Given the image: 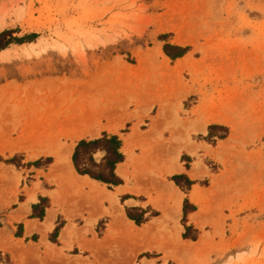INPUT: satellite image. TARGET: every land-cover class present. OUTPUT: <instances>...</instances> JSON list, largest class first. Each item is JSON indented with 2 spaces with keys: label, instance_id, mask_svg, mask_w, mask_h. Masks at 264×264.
<instances>
[{
  "label": "rangeland",
  "instance_id": "374dc122",
  "mask_svg": "<svg viewBox=\"0 0 264 264\" xmlns=\"http://www.w3.org/2000/svg\"><path fill=\"white\" fill-rule=\"evenodd\" d=\"M2 31L0 264L80 258L78 249L47 244L17 249L6 217L41 179L56 188L58 227L65 217L74 232L87 229L83 192L56 166L55 152L96 129L119 133L135 172L153 176L177 163L184 144L213 147L196 156L211 173L202 182L210 188L201 240H177L179 223L165 209L140 234L102 206L97 233H118L104 264L135 262L157 247L164 264H212L231 249L238 264H264V0H0ZM165 45L184 47L182 58L163 59ZM216 114L228 122L210 121ZM205 119L214 124L202 135L194 129ZM16 140L23 147L11 153ZM44 147L53 154L30 157Z\"/></svg>",
  "mask_w": 264,
  "mask_h": 264
},
{
  "label": "crops",
  "instance_id": "0c3cea01",
  "mask_svg": "<svg viewBox=\"0 0 264 264\" xmlns=\"http://www.w3.org/2000/svg\"><path fill=\"white\" fill-rule=\"evenodd\" d=\"M162 54L163 59L171 61L166 53L162 51ZM181 58H177V60ZM207 121L205 124L197 123L194 130H199L198 133L207 135L208 126L214 124L207 123ZM98 130L88 134L90 137L84 135L73 139L69 144L71 149L67 156V162L64 167H60L61 171H64L70 178L77 179L78 185H75L74 188L83 192L80 205L84 210L85 208L89 209L87 222L91 225H87V229L74 232V229L68 225L69 221L64 217L58 227L57 219L60 211L54 204V197L51 195L56 188L44 184L41 179L33 180L32 183H39L37 188L28 186L31 191L23 193V200L18 201L6 217L8 224L5 235H10L12 239L21 241L22 244H19L17 249L27 245H37L38 250L43 251L44 244L62 248L65 254H69L72 249H78L81 252L78 259L81 264H104L103 260L107 258L101 257V254L105 252L109 254L108 251L114 248L110 245V241L116 238L118 233L116 231L108 233L106 229L102 235L97 233L96 224L105 216L102 206L107 209L109 215L111 213L115 222L128 229L145 228L153 220L162 217L165 209L167 216L173 220L177 219L179 223L177 238L190 245L198 243L202 237L201 226L209 220L208 214H203L201 211L206 205L204 197L209 200L206 198V194L210 186L202 182L210 179L211 173L205 164L202 165L197 161L196 156L206 153L207 146L210 144L203 139L196 142L195 145L181 146L177 163L170 164L163 173L153 171L155 175L153 176L146 168L135 172L129 162L125 141L119 136V133L108 130L99 132ZM110 136H116L121 141L119 151L123 155V160L115 164L112 176L108 175L106 182H103L92 178L89 174L78 173L73 162V154L78 143L81 140L88 142ZM105 154V150H90L85 147H78L76 152L79 167L89 169L94 173L100 169L104 170L103 158ZM183 155L188 160H185ZM35 168L38 169V167ZM117 201L122 207H118V219L114 217L115 211L112 207V202L114 204ZM109 221L111 222L112 219ZM79 227L81 226L79 225ZM123 248L124 246H122ZM4 250L6 249L0 248L2 253L5 252ZM161 250L149 248L148 251L154 255L137 258L135 262H132L131 257L128 256L124 257L125 259L115 257L112 261H116L110 264H164L160 254ZM142 251H147V249ZM229 253L231 254L229 255ZM229 256L231 259L226 261ZM211 258L212 264H238L237 252L234 249H231L221 260L215 261V256H211ZM76 261L70 264H77ZM13 264L18 263L15 261ZM20 264H25V262L21 261Z\"/></svg>",
  "mask_w": 264,
  "mask_h": 264
},
{
  "label": "trees",
  "instance_id": "16d2710c",
  "mask_svg": "<svg viewBox=\"0 0 264 264\" xmlns=\"http://www.w3.org/2000/svg\"><path fill=\"white\" fill-rule=\"evenodd\" d=\"M5 33L6 31H2L0 33V38L3 37ZM7 43L8 42L0 43V48L4 47L5 44ZM171 47L177 49V52L173 53V52L168 51V48H171ZM184 49H185L184 47L182 48V47L173 46V45L164 46V51L166 55L169 56L170 58H176V57L181 56L184 52ZM120 145H121V141L116 136H110L109 138H106V137L99 138V139L88 141V142L81 140L78 143V147H85V148H89L90 150L101 149V150H105L106 154L103 158L104 159V165H103L104 170L100 169L97 171V173H94L90 171L89 169H82L79 167L77 156H76V152L78 149L77 147L76 151L73 154V162H74L77 172L80 174H89L92 178L106 182V180L109 177L108 175L112 176L113 168L115 164L123 160V155L119 151ZM90 160L92 159L90 158Z\"/></svg>",
  "mask_w": 264,
  "mask_h": 264
},
{
  "label": "bare ground",
  "instance_id": "6f19581e",
  "mask_svg": "<svg viewBox=\"0 0 264 264\" xmlns=\"http://www.w3.org/2000/svg\"><path fill=\"white\" fill-rule=\"evenodd\" d=\"M201 2V1H200ZM202 3V2H201ZM176 30V29H175ZM181 40V39H180ZM187 42V41H186ZM177 43H181V42H177ZM56 44V43H55ZM63 48V47H62ZM143 64V63H142ZM173 69V68H172ZM107 81V80H106ZM8 87V86H7ZM91 98V97H90ZM5 99V98H4ZM13 109V108H12ZM21 109V108H20ZM17 110V109H16ZM209 119H211L212 121H214V122H221V123H227L228 121H227V119L226 118H224V117H222V116H218L217 114L216 115H214V116H211V117H209ZM206 121H207V119H205L204 121H200V122H197V123H203V124H205L206 123ZM230 123V122H229ZM228 123V124H229ZM236 125V124H235ZM83 135H85V134H82V135H79L78 137H80V136H83ZM13 142V143H12ZM11 142V145L9 146V149H10V151H11V153L14 151V150H17V149H19V148H22L23 147V143L20 141V140H16V141H12ZM184 145H187V144H184ZM64 146V145H63ZM58 148V147H57ZM70 149H71V147L68 145V146H66V147H64L61 151H56L55 153H57V163H55L56 164V166H59V167H64L65 166V163L67 162V156L69 155V153H70ZM55 151V150H54ZM45 154H53V149H51V148H46V147H44L43 149L42 148H40V149H35V150H33L32 152H31V155H30V157L31 158H36V157H38V156H40V155H45ZM53 176V175H52ZM112 207L114 208V211H115V215H114V217L116 218V219H118L119 218V214H118V212H119V208H118V206H117V203L115 202L114 204H113V202H112ZM125 222H126V220H125ZM155 223V222H154ZM126 224H127V222H126ZM133 227V226H132ZM145 230V228H142V229H140V234L141 233H143V232H145L144 231ZM111 232V231H110ZM172 236V235H171ZM165 238V237H164ZM177 240H179V238H177ZM158 246H161V244H158ZM157 248H159L160 249V247H157ZM240 254V253H239ZM241 255V254H240ZM76 263L77 264H81V261H76Z\"/></svg>",
  "mask_w": 264,
  "mask_h": 264
}]
</instances>
